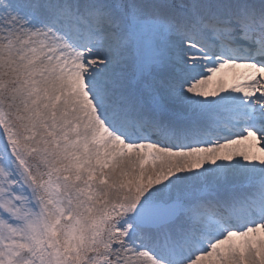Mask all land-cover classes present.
Listing matches in <instances>:
<instances>
[{
	"label": "rangeland",
	"instance_id": "rangeland-1",
	"mask_svg": "<svg viewBox=\"0 0 264 264\" xmlns=\"http://www.w3.org/2000/svg\"><path fill=\"white\" fill-rule=\"evenodd\" d=\"M259 1L254 14L264 19ZM209 6L207 0H0V264H163L147 248L159 250L175 229H141L132 217L138 205L176 199L207 224L199 211L208 212L200 201L208 189L264 168V136L254 127L264 130V108L253 114L240 98L254 81L233 78L221 86L225 59L188 41L193 16L204 17ZM61 14L93 25L85 45L67 36L61 20L72 33L75 26ZM217 23L208 25L215 31ZM239 68L244 75L251 70ZM135 96L175 127L199 123L196 113L215 103L212 111L225 109L250 124L244 135L257 136V144H214L197 125L186 133L165 127L169 136L183 134L175 146L189 149L134 143L114 121ZM257 225L236 235L222 231L212 247L190 231L177 249L192 248L194 256L182 264H264V222ZM195 239L202 251L188 243Z\"/></svg>",
	"mask_w": 264,
	"mask_h": 264
},
{
	"label": "bare ground",
	"instance_id": "bare-ground-1",
	"mask_svg": "<svg viewBox=\"0 0 264 264\" xmlns=\"http://www.w3.org/2000/svg\"><path fill=\"white\" fill-rule=\"evenodd\" d=\"M247 1L248 2H246V3H241V4L237 5L232 0H224L223 1V7H221V8L224 10L225 15L228 19H232L233 21L238 23L240 26H245V25L250 26L248 32H246L244 29V31L246 32L245 35H241L238 32H236V33L238 34V36L242 40H247L250 43L249 47L244 46L243 48L250 51V52H255V54H257L259 56V59L262 60L261 64L264 65L263 64L264 59H262V56L260 54H258V53H261L264 56V52H263L264 51V19H262L261 17H257L254 14L255 10H258V8H262L261 2L259 0L257 2H256V0H247ZM239 32L242 33V31H240V30H239ZM225 64L226 63H222L219 66V68H220L219 71L222 72L221 74L218 75V77L220 79H222L220 82L221 86L222 85L227 86L228 82L232 81L233 78H236V79L237 78H243V79L246 78V79H250V80L252 79L254 81V84L253 83L252 84L251 83L245 84V87H248V90L243 91L240 98H242L244 100V108H246V106L249 105V107L253 108L252 109L253 114H255L257 112L262 113L263 108H264V91L262 90L263 84H264V68L263 69H257L255 67H253L252 70H249V72L244 75L240 71V68H239V66L244 67L243 64H241L239 66L238 65H232V64H226V65ZM223 66H225V68ZM248 74H250V75H248ZM252 75H254L255 77H252ZM246 79L243 82L246 83V81H248ZM248 91H251L250 94H252V95H249ZM258 100L259 101L262 100L263 104H260L258 102ZM261 105L263 107H261ZM210 115H211V113H209V111H206L205 114H200L201 117H209ZM254 117H256V115H254ZM239 120H242V119L239 118ZM254 127L256 129L255 133L259 134V132L261 131V136L263 137L264 136V130H260L261 128L257 127V126H254ZM239 130H240V128H239ZM217 136H218V139L220 140L219 145H223L224 143H227V147H229V146L233 147L235 142L239 143L235 146V149H241L242 146L253 147V146H255V144H257V136L252 135V134L249 137L244 136V135H239L240 138L239 137H237V138L229 137V139H227L228 141H225V139H222L223 134L221 132H219L217 134ZM242 139H243V141H241ZM240 142H242L243 144L240 145ZM261 145H264V144H261ZM262 147H264V146H262ZM263 154H264V152H263ZM176 207L177 206L171 208V210H175ZM212 246H213V243L211 244V247ZM144 261H145V264H155L154 262H152L149 259H145Z\"/></svg>",
	"mask_w": 264,
	"mask_h": 264
},
{
	"label": "water",
	"instance_id": "water-1",
	"mask_svg": "<svg viewBox=\"0 0 264 264\" xmlns=\"http://www.w3.org/2000/svg\"><path fill=\"white\" fill-rule=\"evenodd\" d=\"M148 208H149V207H145L144 210H147ZM134 216H135V218H136L137 221H139V220L141 221V219H140V218L142 217V216H141V211H137V212H135V213H134Z\"/></svg>",
	"mask_w": 264,
	"mask_h": 264
}]
</instances>
